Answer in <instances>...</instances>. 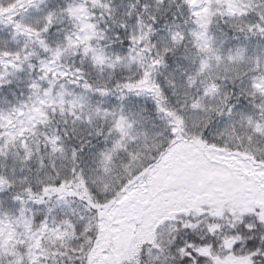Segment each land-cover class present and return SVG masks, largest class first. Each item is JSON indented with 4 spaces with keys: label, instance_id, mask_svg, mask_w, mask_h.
<instances>
[{
    "label": "snow or ice",
    "instance_id": "6c2138e0",
    "mask_svg": "<svg viewBox=\"0 0 264 264\" xmlns=\"http://www.w3.org/2000/svg\"><path fill=\"white\" fill-rule=\"evenodd\" d=\"M0 264H264V0H0Z\"/></svg>",
    "mask_w": 264,
    "mask_h": 264
}]
</instances>
